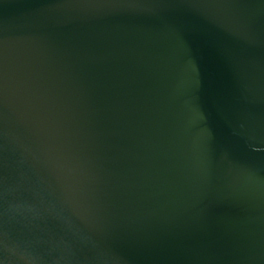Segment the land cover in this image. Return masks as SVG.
I'll return each mask as SVG.
<instances>
[{
  "label": "water",
  "instance_id": "obj_1",
  "mask_svg": "<svg viewBox=\"0 0 264 264\" xmlns=\"http://www.w3.org/2000/svg\"><path fill=\"white\" fill-rule=\"evenodd\" d=\"M0 264H264V0H0Z\"/></svg>",
  "mask_w": 264,
  "mask_h": 264
}]
</instances>
